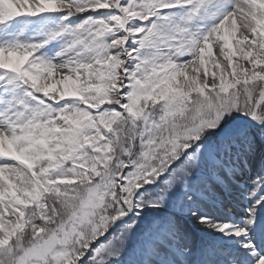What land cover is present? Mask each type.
Here are the masks:
<instances>
[{
    "label": "snow or ice",
    "instance_id": "1",
    "mask_svg": "<svg viewBox=\"0 0 264 264\" xmlns=\"http://www.w3.org/2000/svg\"><path fill=\"white\" fill-rule=\"evenodd\" d=\"M258 141L264 0H0V264H264Z\"/></svg>",
    "mask_w": 264,
    "mask_h": 264
},
{
    "label": "rangeland",
    "instance_id": "2",
    "mask_svg": "<svg viewBox=\"0 0 264 264\" xmlns=\"http://www.w3.org/2000/svg\"><path fill=\"white\" fill-rule=\"evenodd\" d=\"M243 34L244 33L242 32L241 35ZM209 82L211 83V80ZM262 162H264V145H261L258 141L251 175H246L244 178L250 191L254 188L252 180L256 175H258ZM234 212L238 215L242 214L239 211V207ZM185 230L189 234L191 244L193 246L198 245L203 239L206 238L205 233L201 230V226L194 221L186 225Z\"/></svg>",
    "mask_w": 264,
    "mask_h": 264
}]
</instances>
